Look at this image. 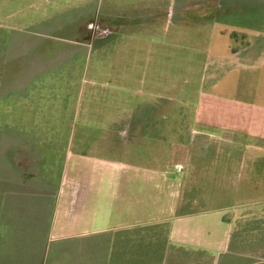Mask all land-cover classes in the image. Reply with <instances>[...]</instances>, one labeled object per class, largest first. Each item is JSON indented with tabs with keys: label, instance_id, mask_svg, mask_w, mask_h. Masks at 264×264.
<instances>
[{
	"label": "rangeland",
	"instance_id": "374dc122",
	"mask_svg": "<svg viewBox=\"0 0 264 264\" xmlns=\"http://www.w3.org/2000/svg\"><path fill=\"white\" fill-rule=\"evenodd\" d=\"M253 1L0 0V173L117 184L115 171L168 168L170 142L202 141V100L264 106Z\"/></svg>",
	"mask_w": 264,
	"mask_h": 264
},
{
	"label": "crops",
	"instance_id": "0c3cea01",
	"mask_svg": "<svg viewBox=\"0 0 264 264\" xmlns=\"http://www.w3.org/2000/svg\"><path fill=\"white\" fill-rule=\"evenodd\" d=\"M212 98L202 141L170 142L168 168L73 186L51 170L0 173V264H264V106Z\"/></svg>",
	"mask_w": 264,
	"mask_h": 264
},
{
	"label": "flooded vegetation",
	"instance_id": "af4514ba",
	"mask_svg": "<svg viewBox=\"0 0 264 264\" xmlns=\"http://www.w3.org/2000/svg\"><path fill=\"white\" fill-rule=\"evenodd\" d=\"M94 28H96V29H97V28H98V26H95Z\"/></svg>",
	"mask_w": 264,
	"mask_h": 264
}]
</instances>
